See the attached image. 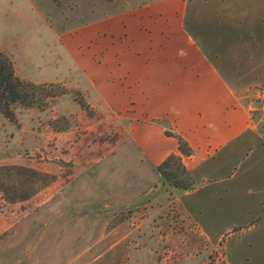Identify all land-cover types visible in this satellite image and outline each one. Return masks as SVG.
Instances as JSON below:
<instances>
[{"label":"rangeland","instance_id":"obj_1","mask_svg":"<svg viewBox=\"0 0 264 264\" xmlns=\"http://www.w3.org/2000/svg\"><path fill=\"white\" fill-rule=\"evenodd\" d=\"M143 1L0 0V52L19 80L39 88L32 106L12 107L14 121L0 115V264H228L225 248L234 264H264V225L251 217L234 220L240 196L228 198L226 209H216V216L210 213L215 238L207 240L195 226V213L180 204L194 211L195 194L179 197L182 189L166 184L158 171L161 190L152 199L111 213L102 223L94 217L79 223L74 214L68 224L51 221L73 211L67 203L74 180L91 181L98 170L118 167L113 158L126 137L125 123L101 112L80 72L63 64L60 35ZM202 4L207 11L225 9L236 23L225 28L203 12L201 34L221 44L246 43L250 68L264 75V1ZM263 84L242 97L252 106L253 117L262 119L260 131L264 114L256 91ZM234 171L238 182L239 168ZM170 172L174 181L191 189L188 171L189 178L178 169ZM219 211L231 215L226 217L230 223L221 224Z\"/></svg>","mask_w":264,"mask_h":264},{"label":"crops","instance_id":"obj_2","mask_svg":"<svg viewBox=\"0 0 264 264\" xmlns=\"http://www.w3.org/2000/svg\"><path fill=\"white\" fill-rule=\"evenodd\" d=\"M202 1L146 0L60 35L63 64L80 72L101 112L125 123L126 137L113 158L118 167L98 170L91 181L74 180L67 201L73 211L51 221L68 224L74 214L79 223L90 217L102 223L111 213L152 199L161 190L156 167L177 155L192 182L191 189L177 192L182 198L195 194V210L179 203L195 213V226L205 239L215 238L210 213L226 209L234 196H240L235 221L251 217L264 225L263 122L242 98L264 82V75L250 68L246 43L221 44L201 34L203 12L213 24L236 23L225 9L205 10ZM175 136L187 143L189 156L180 154ZM219 217L225 224L231 215L219 211ZM225 251L227 263L234 264Z\"/></svg>","mask_w":264,"mask_h":264},{"label":"trees","instance_id":"obj_3","mask_svg":"<svg viewBox=\"0 0 264 264\" xmlns=\"http://www.w3.org/2000/svg\"><path fill=\"white\" fill-rule=\"evenodd\" d=\"M39 88L27 84L19 80L13 70L11 61L6 57L5 54L0 52V115L8 119L9 121H14L15 116L12 111V107L19 105L21 107H30L35 103L34 94ZM167 135H172L167 132ZM178 149L181 155L189 156L191 154V149L187 143L179 136H175ZM173 169H178L189 178V174L184 169L181 164V157L177 155L168 156L156 170L161 174L164 182L169 186L176 189L187 190L188 187L182 182H176L172 178L174 175L170 172Z\"/></svg>","mask_w":264,"mask_h":264},{"label":"built area","instance_id":"obj_4","mask_svg":"<svg viewBox=\"0 0 264 264\" xmlns=\"http://www.w3.org/2000/svg\"><path fill=\"white\" fill-rule=\"evenodd\" d=\"M256 99L258 101L260 111L264 114V84L258 87L256 91Z\"/></svg>","mask_w":264,"mask_h":264}]
</instances>
